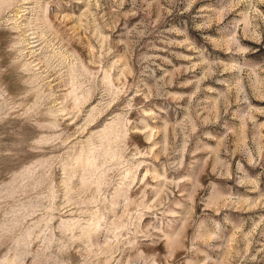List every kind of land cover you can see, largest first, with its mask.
Masks as SVG:
<instances>
[{
	"label": "rangeland",
	"instance_id": "1",
	"mask_svg": "<svg viewBox=\"0 0 264 264\" xmlns=\"http://www.w3.org/2000/svg\"><path fill=\"white\" fill-rule=\"evenodd\" d=\"M0 264H264V0H0Z\"/></svg>",
	"mask_w": 264,
	"mask_h": 264
}]
</instances>
